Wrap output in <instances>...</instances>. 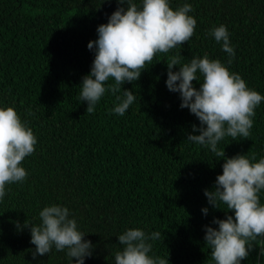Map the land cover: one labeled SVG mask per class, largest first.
<instances>
[{"label":"trees","instance_id":"trees-1","mask_svg":"<svg viewBox=\"0 0 264 264\" xmlns=\"http://www.w3.org/2000/svg\"><path fill=\"white\" fill-rule=\"evenodd\" d=\"M185 3L197 21L194 35L158 53L139 80L122 85L115 95L128 89L136 98L121 116L113 111L118 101L110 90L90 114L79 99L95 56L87 45L120 6L115 0H0V107H13L37 138L21 164L27 178L7 185L0 201V264H72L66 250L54 247L32 256L25 221L39 225V212L53 204L67 207L92 242L85 264H115V252L124 247L118 236L130 228L160 232L148 241L149 255L168 257L169 264H214L204 226L218 227L212 220L224 219L226 206L213 208L204 190L213 189L224 160L186 140L199 135L192 132L199 120L180 107L179 93L168 90L166 62L179 53L183 63L207 54L264 96V0H169L173 10ZM221 24L234 58L210 34ZM199 82L198 74L193 85L199 88ZM217 148L229 158H264V101L255 109L250 136H226ZM259 196L264 203V190ZM253 249L241 264H264V238Z\"/></svg>","mask_w":264,"mask_h":264},{"label":"clouds","instance_id":"clouds-1","mask_svg":"<svg viewBox=\"0 0 264 264\" xmlns=\"http://www.w3.org/2000/svg\"><path fill=\"white\" fill-rule=\"evenodd\" d=\"M111 4L113 0H103ZM120 5L107 23L97 27V39L87 45L95 51L89 74L82 78L79 99L87 103L86 113H93L96 104L110 90L113 95L122 85L139 80L146 65H151L158 53L187 43L194 35L196 19L189 15L192 5L185 3L173 10L169 0H115ZM216 42H223V51L235 56L230 44L227 27L221 24L210 33ZM182 55L169 56L166 86L179 93L180 107L187 108L199 120V127L192 125L188 141L203 145L224 160L222 174L217 175L212 190L205 189L208 204L215 209L226 206L225 218H213L214 228L205 225V244L211 250L214 264H241L253 251V242L264 238V203L259 194L264 190V158L236 154L226 157L217 145L226 136L247 139L253 127L255 109L264 96L250 89L238 73L230 72L219 59L193 57L183 63ZM232 59L228 60V64ZM179 66L178 71H173ZM202 77L199 88L193 85ZM109 80L114 83L108 84ZM107 86V87H106ZM133 91L123 89V97L115 95L118 103L113 111L123 116L135 101ZM31 115V111L29 110ZM37 138L13 107H0V201L6 195L7 185L23 182L26 170L21 166L27 156L35 151ZM208 208H203L204 215ZM232 213V214H228ZM41 223L33 225L27 220L31 243L35 245L33 259L47 255L53 247L65 251L73 264H85L92 256L93 244L85 240V233L78 230L76 219L69 218L67 207L53 204L40 212ZM19 227V223H17ZM160 232L146 234L138 228H130L118 236L123 250L115 252V264H169L166 259L149 255L152 244ZM264 255V250L261 251Z\"/></svg>","mask_w":264,"mask_h":264}]
</instances>
